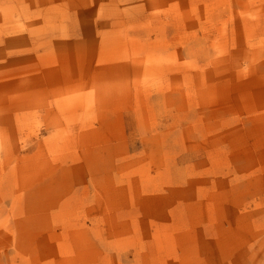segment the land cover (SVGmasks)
Masks as SVG:
<instances>
[{
    "label": "rangeland",
    "instance_id": "obj_1",
    "mask_svg": "<svg viewBox=\"0 0 264 264\" xmlns=\"http://www.w3.org/2000/svg\"><path fill=\"white\" fill-rule=\"evenodd\" d=\"M0 264H264V0H0Z\"/></svg>",
    "mask_w": 264,
    "mask_h": 264
}]
</instances>
